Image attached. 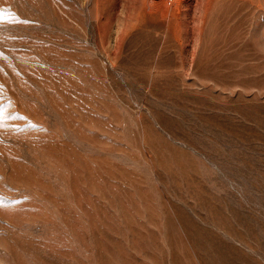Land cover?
<instances>
[{"label": "rangeland", "instance_id": "obj_1", "mask_svg": "<svg viewBox=\"0 0 264 264\" xmlns=\"http://www.w3.org/2000/svg\"><path fill=\"white\" fill-rule=\"evenodd\" d=\"M0 10V264H264V0Z\"/></svg>", "mask_w": 264, "mask_h": 264}, {"label": "bare ground", "instance_id": "obj_2", "mask_svg": "<svg viewBox=\"0 0 264 264\" xmlns=\"http://www.w3.org/2000/svg\"><path fill=\"white\" fill-rule=\"evenodd\" d=\"M205 1H207V2H210L211 0H205ZM159 6V5H158ZM173 7V6H172ZM209 8V7H208ZM160 9L162 10V12L164 13V14H166V13H168L170 10V7L168 6V4H166V3H162L161 5H160ZM172 9V8H171Z\"/></svg>", "mask_w": 264, "mask_h": 264}, {"label": "snow or ice", "instance_id": "obj_3", "mask_svg": "<svg viewBox=\"0 0 264 264\" xmlns=\"http://www.w3.org/2000/svg\"><path fill=\"white\" fill-rule=\"evenodd\" d=\"M0 12H2V10H0ZM4 114L3 113H0V124H2L3 123V121H4Z\"/></svg>", "mask_w": 264, "mask_h": 264}]
</instances>
